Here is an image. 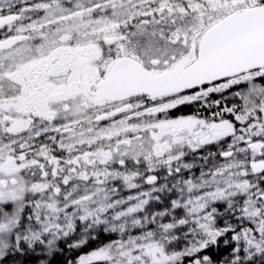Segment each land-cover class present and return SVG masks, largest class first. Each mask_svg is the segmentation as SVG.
<instances>
[{
    "label": "snow or ice",
    "instance_id": "obj_1",
    "mask_svg": "<svg viewBox=\"0 0 264 264\" xmlns=\"http://www.w3.org/2000/svg\"><path fill=\"white\" fill-rule=\"evenodd\" d=\"M0 264H264V0H0Z\"/></svg>",
    "mask_w": 264,
    "mask_h": 264
},
{
    "label": "rangeland",
    "instance_id": "obj_2",
    "mask_svg": "<svg viewBox=\"0 0 264 264\" xmlns=\"http://www.w3.org/2000/svg\"><path fill=\"white\" fill-rule=\"evenodd\" d=\"M125 194H127V193H125Z\"/></svg>",
    "mask_w": 264,
    "mask_h": 264
},
{
    "label": "flooded vegetation",
    "instance_id": "obj_3",
    "mask_svg": "<svg viewBox=\"0 0 264 264\" xmlns=\"http://www.w3.org/2000/svg\"><path fill=\"white\" fill-rule=\"evenodd\" d=\"M183 110V109H182Z\"/></svg>",
    "mask_w": 264,
    "mask_h": 264
}]
</instances>
